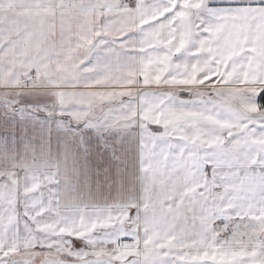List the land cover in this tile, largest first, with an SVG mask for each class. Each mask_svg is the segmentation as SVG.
Listing matches in <instances>:
<instances>
[{
	"label": "snow or ice",
	"instance_id": "6c2138e0",
	"mask_svg": "<svg viewBox=\"0 0 264 264\" xmlns=\"http://www.w3.org/2000/svg\"><path fill=\"white\" fill-rule=\"evenodd\" d=\"M24 7L0 74L58 55L56 19L86 21L84 59L71 93L15 74L0 89V264H35L16 255L37 237L46 264L61 246L78 264H264V0Z\"/></svg>",
	"mask_w": 264,
	"mask_h": 264
},
{
	"label": "crops",
	"instance_id": "0c3cea01",
	"mask_svg": "<svg viewBox=\"0 0 264 264\" xmlns=\"http://www.w3.org/2000/svg\"><path fill=\"white\" fill-rule=\"evenodd\" d=\"M57 3H76L87 4L90 0H56ZM224 0H213V3L220 4ZM29 3V0H0V36L4 39H0V46L8 41H16L21 35V29L23 24L29 22V14L25 9V5ZM106 17L101 14L98 18L93 17L92 23L99 24ZM111 19L112 17H108ZM51 20V18H50ZM55 24V35L49 37V47L55 46L58 55L54 57H48L47 59L40 61L33 56L31 60L25 62V57H18V62L7 72L0 74V89L3 88L7 82L8 77L15 74L16 80L14 84H24L26 81L39 82L42 85H64L71 81L72 87L65 89L68 93L75 91V85L79 81L75 78V72L79 64L84 59L83 49L77 47V33L78 24L86 23L85 20L73 18L71 23V32L69 33L67 26L62 29L59 19L51 21ZM64 40L63 48L61 49L60 41ZM94 39V38H93ZM2 72V70H0ZM123 88H117L115 82L109 85L107 89H101L105 92L122 91ZM26 91H32L31 88ZM85 91H91V89H85ZM97 102L92 105L93 112L99 115L105 111L108 107L113 106L114 100L110 102L108 95L94 98ZM47 149V139L43 140V144L40 146ZM39 148L37 151L39 152ZM53 161L59 163L61 166L64 164V158L62 154L55 153L52 157ZM4 153L0 151V165L3 164ZM68 166H72V161H68ZM39 237L35 238L33 246H25L17 253L16 258L23 256H30L35 258V264H46L48 254L44 249L39 246ZM91 260L93 257H87ZM57 264H78L74 259V251L69 253V248L61 246L58 254L56 255Z\"/></svg>",
	"mask_w": 264,
	"mask_h": 264
}]
</instances>
